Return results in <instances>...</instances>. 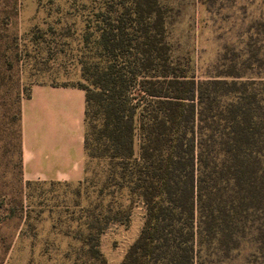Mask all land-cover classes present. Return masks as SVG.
<instances>
[{
	"label": "trees",
	"instance_id": "16d2710c",
	"mask_svg": "<svg viewBox=\"0 0 264 264\" xmlns=\"http://www.w3.org/2000/svg\"><path fill=\"white\" fill-rule=\"evenodd\" d=\"M70 8L83 22L82 80L59 85L85 92L77 182L88 198L72 217L84 228L73 264H107L100 236L127 223L136 202L143 224L119 264H195L203 246L238 247L264 215V76L243 71L264 66V18L248 57L200 78L173 59L161 0H70ZM93 160L104 164L100 179L89 175Z\"/></svg>",
	"mask_w": 264,
	"mask_h": 264
},
{
	"label": "rangeland",
	"instance_id": "374dc122",
	"mask_svg": "<svg viewBox=\"0 0 264 264\" xmlns=\"http://www.w3.org/2000/svg\"><path fill=\"white\" fill-rule=\"evenodd\" d=\"M161 2L173 59L200 78L215 74L233 56L248 57L246 43L254 47L256 22L264 18V0ZM82 29L70 0H0V264H73V251L80 247L74 235L84 228L72 217L87 203L85 185L24 180L19 109L32 84L82 80ZM243 71L264 76V66ZM89 167V175L100 179L104 164L93 160ZM143 220V204L136 202L127 223H111L101 234L99 248L107 264H119ZM240 239L229 253L203 246L195 264H264V215Z\"/></svg>",
	"mask_w": 264,
	"mask_h": 264
},
{
	"label": "crops",
	"instance_id": "0c3cea01",
	"mask_svg": "<svg viewBox=\"0 0 264 264\" xmlns=\"http://www.w3.org/2000/svg\"><path fill=\"white\" fill-rule=\"evenodd\" d=\"M85 92L74 85L32 84L20 104L25 181L71 183L84 176Z\"/></svg>",
	"mask_w": 264,
	"mask_h": 264
}]
</instances>
